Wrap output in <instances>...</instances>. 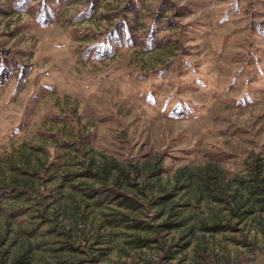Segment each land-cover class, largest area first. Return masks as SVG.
<instances>
[{
    "label": "rangeland",
    "instance_id": "rangeland-1",
    "mask_svg": "<svg viewBox=\"0 0 264 264\" xmlns=\"http://www.w3.org/2000/svg\"><path fill=\"white\" fill-rule=\"evenodd\" d=\"M0 264H264V0H0Z\"/></svg>",
    "mask_w": 264,
    "mask_h": 264
}]
</instances>
